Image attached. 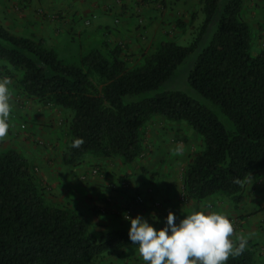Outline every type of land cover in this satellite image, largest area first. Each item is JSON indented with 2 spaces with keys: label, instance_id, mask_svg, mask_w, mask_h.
<instances>
[{
  "label": "trees",
  "instance_id": "obj_1",
  "mask_svg": "<svg viewBox=\"0 0 264 264\" xmlns=\"http://www.w3.org/2000/svg\"><path fill=\"white\" fill-rule=\"evenodd\" d=\"M243 6L244 0H202L188 43L161 40L133 66L121 42L104 40L63 56L45 37L0 24V64L27 98L70 110L62 163L77 164L86 155L134 163L154 118L184 122L203 147L184 167L182 197L217 195L235 204L264 168V38L253 53ZM186 63L184 78L195 96L165 88ZM78 138L83 143L73 147ZM47 186L22 151L0 152V264H93L133 245L127 227L92 233L80 208L48 198ZM253 247L245 242L225 264H255Z\"/></svg>",
  "mask_w": 264,
  "mask_h": 264
},
{
  "label": "rangeland",
  "instance_id": "obj_2",
  "mask_svg": "<svg viewBox=\"0 0 264 264\" xmlns=\"http://www.w3.org/2000/svg\"><path fill=\"white\" fill-rule=\"evenodd\" d=\"M157 1L159 4L155 3L154 6H151L150 12L157 14L154 16V19L157 17L162 18L161 22L163 27L161 33L160 35L158 34L159 36L157 37L154 36V33L152 38H150L148 34L145 35L142 33L146 39L143 42L140 41L138 36L135 38L126 35L121 37L119 34L112 33L111 30L114 29V27H111V25H107V27L111 28L108 31H98L99 27L97 26L100 25L94 23V20L97 18L96 15L91 19L90 25L84 26L85 18L90 17V15L93 14L91 12L85 15L79 11V6L83 5L86 0H0V24L14 33H34L45 37L47 42L53 45L63 56H72L77 52L86 50L90 46L101 45L104 40H107L110 43L121 42L124 44V58L128 65L133 66L139 64L142 61L143 56L152 51L154 46L161 40L171 39L181 44L188 43L194 35L196 26L201 21L202 13L200 10L202 0ZM173 1H179L177 8H175L176 4ZM171 2L174 3V7L167 5V3L171 4ZM147 9L149 10V7ZM127 11L128 10L122 11V13H127ZM118 14H121V12L113 14L111 20L114 21V17L118 16ZM98 15L101 16L102 14L97 12V16ZM132 16L135 19L132 21V25L135 29L148 27V25L155 21L154 19L146 21L144 19V14L141 15L140 13L130 12L129 18ZM242 16L249 21L252 26V49L254 51L253 53H255L261 47L264 38V31L261 28V25L264 22V0H244ZM116 24L117 22L114 21L113 25L116 26ZM187 64L188 63L182 64L177 69L176 75L167 85H165V88L180 89L194 95V93L188 88V84L184 78L185 73L187 72ZM4 78L9 81L8 88L10 90L11 111L8 117V124L10 119H16L13 111L15 104L19 108L22 106H28L29 108H32V110H35L36 107L43 108V110H51V112L53 111L55 113L57 116L56 118L59 121L58 137L60 138L61 150L64 152L69 140L67 131L71 117L70 110L60 106L50 107L27 98L18 89L14 78L9 76L6 72V65L2 66L0 64V79ZM92 78L95 83H98V80L94 75ZM27 101H29V103H27ZM8 133L9 132L7 131L6 135L0 137V152L8 148H16V146H14V141L8 137ZM39 144L42 145V148L46 147L44 143L36 142V145ZM143 144V151L134 163L125 164L118 158H111L107 161L109 163L108 165L112 166V169L119 173L115 179L122 184L121 187L129 191L128 203L133 201L134 194H141L140 190L143 184H147L146 193L151 195L150 198H154L153 196H157L158 194V198L163 199L164 202L166 200V195L163 194L161 182L166 176L171 175L173 184L176 187V200L178 203L185 206L187 210L194 208L192 207V204H195L196 207H199L200 205H202V207L204 205H216L219 209L224 210V214L229 217L233 224L234 232L231 238L234 243L239 242L241 237L244 238L245 242L253 243V248L255 250V264H264V233H261L263 227L258 233H244L245 226H248L249 224H256L258 226L260 222L256 218V213L263 208V205L261 203H255L256 201H252L254 199L253 196L249 198L247 195L250 196V194L246 193L243 201L235 204L233 203V207L238 209V213H236L234 219H232L230 215L231 213L229 212L228 214L226 211L227 209L225 206L232 203L227 198L214 195L208 197L205 201L193 202L192 200H185L182 197L181 189L184 167L186 163L203 147L201 136L198 133L184 122H170L157 117L148 123ZM23 154L29 158V155L26 152H23ZM86 156L89 158H95L90 155ZM95 164L97 166H102L100 161ZM106 172L108 175L110 174V170L107 169ZM259 172L256 173L255 176L257 177L255 179L258 180V182L260 181V184H262L264 188V169H262L261 173ZM254 184L251 183L250 185H246V188H250L248 191L251 192V190L254 189ZM148 188H150V190H147ZM51 189V187L47 186L46 195L48 198L67 200L59 198L58 194ZM159 199L157 203L158 205L155 203L157 202V199H153L151 205L157 207L155 210L156 212L158 211L159 213H162L163 208L159 207L162 206ZM229 202L231 203L229 204ZM248 202H251V207L248 206ZM142 203L143 202L137 204ZM167 212L168 210L164 209L165 215ZM182 214L184 215V213ZM156 223L157 222L154 224ZM163 225H159V227ZM108 227L128 228L129 221L119 220ZM89 229L94 234H97V231L99 230L94 223H89ZM143 262L144 261L138 252V246L132 245L123 250L103 253L101 256L95 258L93 264H143Z\"/></svg>",
  "mask_w": 264,
  "mask_h": 264
},
{
  "label": "crops",
  "instance_id": "obj_3",
  "mask_svg": "<svg viewBox=\"0 0 264 264\" xmlns=\"http://www.w3.org/2000/svg\"><path fill=\"white\" fill-rule=\"evenodd\" d=\"M157 2V0H86L83 5L79 6V11L85 15L92 12V18L96 15L97 18L94 20V23L100 25L97 26L99 27L98 31H108L111 28L107 27V25H111V27H114V29L111 30L112 33L119 34L121 37L126 35L135 38L138 36L140 41L143 42L146 40L143 34H148L150 38H152L154 33L155 37L159 36L161 33L163 27L161 22L162 18L157 17L154 19V16L157 14L150 12V7L154 6L155 3L159 4ZM173 2H175V8H177L179 1ZM173 2H171V4L167 3V5L174 7ZM148 7L149 10L147 9ZM126 10H128L127 13H122V11ZM97 12L102 15L97 16ZM119 12H121V14H118V16H115L113 19L117 22L116 26H114V21L111 20L113 18L112 16ZM130 12L140 13L141 15L144 14V19L146 21L153 19L155 21L148 25V27L135 29L132 25V21L135 19L133 16L129 18ZM27 103H29V101H27ZM13 111L16 119H10L8 137L14 141V146L29 155V158L35 162L37 172L42 180L52 188V191L58 194L59 198L68 199L75 203L85 214L88 222L96 224L97 229L108 227L119 220H126L123 216L124 212L133 216L137 213L143 214L145 217H148L153 224L157 222L154 225L159 227V225H163L166 222L165 217L167 214L165 215L164 209L173 211L177 220L183 216L182 213L185 214L186 211L192 210H187L185 206H182L176 200L177 192L171 175L166 176L161 182L163 194L166 195V200L164 202L163 199L158 198V194L157 196L154 195V198H150L151 195L146 193L147 184H143L140 190L143 203L137 204L131 201L129 204V191L121 187L122 184L115 179L119 173L112 169V166L108 165V159L89 158L86 156L81 162L73 165H67L60 161V156L63 151L61 150L60 138L58 137L59 121L53 111L51 112V110L47 109L43 110V108L40 107H36L35 110H32V108L28 106L19 108L16 104L13 107ZM36 142H42L46 147L42 148V145H36ZM99 161L102 166H97L95 164ZM92 167H99L100 171L98 174H92L90 172ZM107 169L110 170L109 175L106 172ZM261 172L262 169L259 173ZM82 175H84V178ZM256 177L257 176H254L248 182L250 185L251 183L254 184L256 181L254 189L250 192L248 191L250 188H246L244 195L249 193L250 196L247 195V197L251 198V196H253L254 199L252 201H256L255 203H261L263 205V208L256 213V218L260 221V226L256 224L245 226V234L258 233L262 227L261 233H264V188L262 184H260V181L258 182V180L255 179ZM147 190H150V188ZM154 193L156 194L155 191ZM207 198L203 200L205 201ZM153 199H157V202H155L156 204L158 203V199L161 201L162 206L159 207L163 208L162 213L156 212L155 210L157 207L151 205ZM230 203L231 202H229V204ZM251 205V202H248V206L251 207ZM192 207H196L195 204H192ZM199 207H202V205ZM208 207L212 211L224 213V210L219 209L216 205H209ZM225 207L227 213L229 214L230 212L232 219H234L236 213H238V209L233 207V203ZM150 212H154L159 219L155 221L152 220L149 216ZM143 264H145V262H143Z\"/></svg>",
  "mask_w": 264,
  "mask_h": 264
},
{
  "label": "clouds",
  "instance_id": "obj_4",
  "mask_svg": "<svg viewBox=\"0 0 264 264\" xmlns=\"http://www.w3.org/2000/svg\"><path fill=\"white\" fill-rule=\"evenodd\" d=\"M9 81L0 79V137L6 135L11 111ZM82 138L73 141L79 147ZM129 221L128 237L138 246L145 264H225L230 255H239L245 246L244 238L234 243V228L229 217L208 206L194 207L179 219L169 210L165 223L156 227L148 217L123 213ZM152 220H158L150 212Z\"/></svg>",
  "mask_w": 264,
  "mask_h": 264
},
{
  "label": "built area",
  "instance_id": "obj_5",
  "mask_svg": "<svg viewBox=\"0 0 264 264\" xmlns=\"http://www.w3.org/2000/svg\"><path fill=\"white\" fill-rule=\"evenodd\" d=\"M89 23H90V19H85L84 24L88 25ZM90 172L92 174H98V172H99L98 167H92ZM82 177L84 178V175H82ZM142 201H143V198H142L141 194H139V193L134 194V196H133V202L134 203H140Z\"/></svg>",
  "mask_w": 264,
  "mask_h": 264
}]
</instances>
